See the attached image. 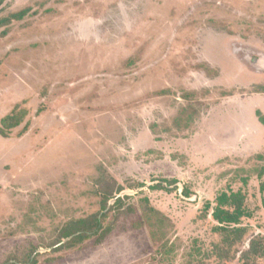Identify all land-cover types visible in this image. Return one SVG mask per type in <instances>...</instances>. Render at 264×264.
<instances>
[{
  "label": "rangeland",
  "instance_id": "374dc122",
  "mask_svg": "<svg viewBox=\"0 0 264 264\" xmlns=\"http://www.w3.org/2000/svg\"><path fill=\"white\" fill-rule=\"evenodd\" d=\"M23 9L0 29V122L27 111L0 135V264H218L206 206L231 192L244 264L264 244V0H6L0 19ZM118 198L104 237L60 249Z\"/></svg>",
  "mask_w": 264,
  "mask_h": 264
},
{
  "label": "trees",
  "instance_id": "16d2710c",
  "mask_svg": "<svg viewBox=\"0 0 264 264\" xmlns=\"http://www.w3.org/2000/svg\"><path fill=\"white\" fill-rule=\"evenodd\" d=\"M5 2L6 0H0V10ZM29 12L28 9H23L12 13L8 17L0 19V29L9 28L14 22L23 21L29 15ZM2 34H7V31H4ZM26 115V110L19 109L18 106L15 107L14 110L1 120L0 135L3 138H8L11 130L19 127L24 121ZM152 189L168 191V188L165 187L162 182L153 186ZM262 191L264 192V184L262 186ZM185 195H190L187 188L185 189ZM123 200L124 199L122 198H118L115 205L108 209L107 203L109 199H107L103 208L104 210L100 213L89 218L67 223L61 230L60 241L57 244L61 243L64 239L70 240L60 246V249H72L96 236H100V238L104 237L106 234L104 231V221L113 209L123 203ZM245 202L246 198L242 192H231L222 193L218 196L214 206L211 203H208L206 206L208 212L212 210V217L218 224L214 229L215 232L222 237L221 242L215 244L212 250V256L217 259L218 264H226L235 259V256H233L235 248L249 233L248 228L242 226L243 220L250 217ZM262 243L263 241L259 237L250 241L248 249L242 252L240 257L244 264H251L255 259L264 256V244ZM29 264L37 263L36 260H33Z\"/></svg>",
  "mask_w": 264,
  "mask_h": 264
}]
</instances>
